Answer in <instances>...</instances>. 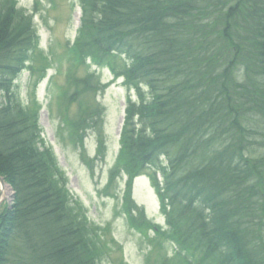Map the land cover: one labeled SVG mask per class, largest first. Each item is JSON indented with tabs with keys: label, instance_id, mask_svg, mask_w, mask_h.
Returning <instances> with one entry per match:
<instances>
[{
	"label": "trees",
	"instance_id": "1",
	"mask_svg": "<svg viewBox=\"0 0 264 264\" xmlns=\"http://www.w3.org/2000/svg\"><path fill=\"white\" fill-rule=\"evenodd\" d=\"M86 5L83 56L139 90L121 165L132 175L163 166L184 243L167 263L264 264V0ZM35 41L30 17L0 1L2 81L36 74ZM6 98L0 176L15 197L0 217V264H102L106 230L68 191L37 110Z\"/></svg>",
	"mask_w": 264,
	"mask_h": 264
},
{
	"label": "rangeland",
	"instance_id": "2",
	"mask_svg": "<svg viewBox=\"0 0 264 264\" xmlns=\"http://www.w3.org/2000/svg\"><path fill=\"white\" fill-rule=\"evenodd\" d=\"M12 1L17 9L30 17L37 41V54L31 56L35 57L36 78L32 79L29 71L20 70L15 74L12 89L24 105H32L33 109L39 111L43 143L57 157L60 169L68 176V188L86 210L89 221L95 226L106 228L105 236L111 247L108 257L102 264L121 262L146 264L145 257L151 253L153 259L168 257L171 250L166 244H160V248L158 242L161 240H155L154 234L129 230L125 217L120 214L119 199L104 197L101 191L106 183L109 169L115 164L114 151L118 149L115 133L118 130L117 120L121 100L119 86L116 84H111L98 94L93 93L96 80L101 79L102 82L108 83L111 77L105 78L104 69H95L93 64L76 65L70 55L76 37V32L72 31V28L75 29L73 23L80 18V12L73 11L72 0ZM40 79L42 81L37 84L36 81ZM80 81H82L81 86ZM77 82L81 92L71 98L69 95L73 94V87ZM86 83H90L89 88L84 87ZM4 95L5 92L0 90V103L4 100ZM95 115L99 121L97 126L102 123L101 133L105 137L103 142L102 135L100 137L102 146L99 152L101 151L103 156L100 155L99 158L95 157L98 155L97 146H99L98 128L90 129L93 123H97L92 120ZM80 143H83L85 152L97 167L95 185L89 183L87 172L78 160V151L82 148ZM5 184L10 187L7 182ZM125 189L124 182L119 181L109 193H116L121 197ZM131 189V201L134 200L139 207L146 209L144 213L147 216V209L152 211L153 203L156 202L148 181L143 177L138 178ZM0 192L2 194L0 215H2L14 204L15 193L10 187L9 197L4 198L2 185ZM135 214L142 219L139 212L136 211ZM152 215L155 217L148 216L151 221L162 224V218H159L156 208ZM142 241H145V246Z\"/></svg>",
	"mask_w": 264,
	"mask_h": 264
},
{
	"label": "bare ground",
	"instance_id": "3",
	"mask_svg": "<svg viewBox=\"0 0 264 264\" xmlns=\"http://www.w3.org/2000/svg\"><path fill=\"white\" fill-rule=\"evenodd\" d=\"M2 190H3V197L7 198L9 197L10 187L6 184H2ZM10 208L6 211L8 213Z\"/></svg>",
	"mask_w": 264,
	"mask_h": 264
},
{
	"label": "water",
	"instance_id": "4",
	"mask_svg": "<svg viewBox=\"0 0 264 264\" xmlns=\"http://www.w3.org/2000/svg\"><path fill=\"white\" fill-rule=\"evenodd\" d=\"M3 182V180H2V178L0 177V183H2ZM0 195H1V192H0Z\"/></svg>",
	"mask_w": 264,
	"mask_h": 264
}]
</instances>
